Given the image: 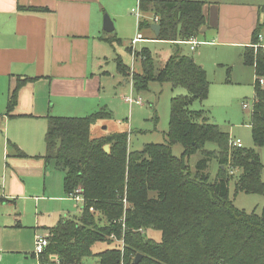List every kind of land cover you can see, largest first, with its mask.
Masks as SVG:
<instances>
[{
  "label": "trees",
  "instance_id": "trees-1",
  "mask_svg": "<svg viewBox=\"0 0 264 264\" xmlns=\"http://www.w3.org/2000/svg\"><path fill=\"white\" fill-rule=\"evenodd\" d=\"M203 4L200 0H140L139 8L143 14L152 12L160 26L159 34L150 38L186 41L200 35L207 23ZM150 25L142 18L138 29L150 31ZM259 31L257 26L251 45L242 53L255 76L248 124L255 147L264 146V87L259 82L264 78V47L258 42ZM103 40L121 42L115 34ZM138 52L141 72L131 74L134 92L147 90L151 81L169 82L186 91L171 99L166 142L130 151L125 131L92 137L91 126L111 117L103 106L82 117L48 116L45 152L40 157L63 172L65 193L79 190L83 202L78 220L64 217L48 229L39 260L47 261L52 255L61 264H82L91 256L98 258V264H264V208L262 215L246 212L228 197L233 177L235 194L264 196L258 153L231 147L229 133L210 122L204 110H190L195 100L202 102L209 93L206 71L192 56L173 54L157 67L147 46ZM127 68L117 57V73L126 77ZM28 80L17 79L9 90L5 110L9 117L15 116L11 111L17 91ZM208 142L216 148L206 149ZM106 144L108 151L103 148ZM175 144L182 146L180 156L172 152ZM197 152L201 158L192 171L187 162ZM212 159L218 171L209 181L204 171ZM148 229L159 230L160 239L146 236ZM112 237L123 241L122 248L93 252L95 243L110 244ZM137 254L141 257L135 263Z\"/></svg>",
  "mask_w": 264,
  "mask_h": 264
},
{
  "label": "crops",
  "instance_id": "crops-1",
  "mask_svg": "<svg viewBox=\"0 0 264 264\" xmlns=\"http://www.w3.org/2000/svg\"><path fill=\"white\" fill-rule=\"evenodd\" d=\"M200 1L204 3L207 23L195 39L202 45L241 51L251 45L252 33L258 26V42L264 47V0ZM136 4L137 0H0V146L6 161L0 166L1 193L5 201L33 197L36 214L30 226L32 238L80 210L79 202L67 195L63 186L57 188L46 179L51 165L40 156L45 152L47 117H82L104 105L108 107L104 91L121 88L103 82L110 76L101 72L97 59H105L109 48L106 44L111 46L104 37L115 34L131 44L138 28L133 11ZM104 13L113 22V32L103 30ZM147 34L145 37H152L150 31ZM177 43L189 52L201 45L191 49L183 41ZM219 51L199 48L196 55H220ZM189 52L182 51L184 55H194ZM192 57L205 69L201 61ZM17 79L29 80L18 89L11 111L15 116L9 117L5 114L7 96ZM115 84L121 83L115 80ZM94 124L92 137L107 135H95ZM19 225V221L14 224ZM7 250L0 246V264H22L7 259L13 256L10 252L20 251H8L6 256ZM32 254L33 250L29 252L31 264H38Z\"/></svg>",
  "mask_w": 264,
  "mask_h": 264
},
{
  "label": "rangeland",
  "instance_id": "rangeland-1",
  "mask_svg": "<svg viewBox=\"0 0 264 264\" xmlns=\"http://www.w3.org/2000/svg\"><path fill=\"white\" fill-rule=\"evenodd\" d=\"M133 8H136V6L134 5ZM261 8H264V5H261ZM139 12L140 16L138 18L135 14L137 26H139V21L142 18L151 22V24L156 23L157 18L153 16L152 12L143 14L140 8ZM137 31L140 30L137 28ZM147 31L149 30L144 29L142 33H145L144 35L146 36L148 35ZM150 32L153 37V31L150 30ZM145 36H142L144 40L140 41L143 43L137 42L134 46L132 44L128 45L129 41L126 40L120 43H113L111 46L106 44L107 47H109L107 50L108 55L105 56V59H97V63L99 61L101 63V72L107 73V75L111 77L108 79L103 78V82H107L112 86L114 84L116 88L120 87L121 89L120 91H118V89L116 91H109V89L108 91H104V102H108L109 105L108 107L105 105L103 107L107 108V111L111 113V117L108 119H101L95 123L93 126V133L98 136L101 133L103 134V132L105 134H110L113 132L125 131L128 135L127 147L130 151H140L149 143L166 142L164 134L167 130L170 116L171 99L176 95L186 94L185 89L181 87L174 88L169 82L159 83L156 81L149 82L147 90L143 92L136 93L131 91L130 93V87L133 90L131 74L134 72H141V54L138 51L142 47L147 46L151 51L152 58L155 60L157 67L162 66L169 56L173 54H183V49L184 52H189L183 45L177 43L178 41H159ZM199 48L205 51H212L218 48L220 50V55H208L207 52H205L206 55H196ZM243 50L244 49L241 51L238 50L237 52L235 49L228 47L206 46L201 44L197 46L195 51L189 52L190 54L193 53L194 55L192 56L201 61L205 66L206 76L209 82L208 97L202 102L195 100L189 108L194 111L200 109L204 110L208 120L219 125L221 130L229 133L230 138H239L243 147L254 149L258 153L260 162L263 165L261 177L264 180V146L255 147L251 128L248 125L252 105L254 103V69L251 65L244 64L242 58ZM117 57H120L123 63L128 67L126 72L129 73V75L126 77L117 73ZM94 60H96L95 57ZM102 77L107 76L105 75ZM115 80H118L121 84L117 86ZM261 86L264 87V84ZM124 96L131 98L133 102L131 103L125 100ZM136 101H139L138 104L135 103ZM243 102L248 104L247 108H243ZM205 148L213 150L216 148V145L212 142H208L205 144ZM172 152L175 156H180L182 146L180 144L173 145ZM2 153L4 152L1 150L0 146L1 167H3L5 165L4 162H6ZM200 158L201 154L199 152L189 158L187 165L192 171ZM50 165L51 167H47V172L49 173L46 176L47 181L57 188L58 186L62 188L63 172L52 163H50ZM217 171V161L212 159L209 162L207 170L204 171V174L207 172L208 180L213 181ZM238 173L239 172L236 170L235 177ZM234 179L233 177V180H230L228 185V197L233 201L234 206L246 212L255 210L258 215H262L264 196L256 193L244 192L235 194ZM78 205L80 207L82 204L79 203ZM35 214V201L33 197H29L28 199L20 197L15 201L9 200L0 202V246L4 249H9L4 252L5 255L11 250L20 251L10 252L9 254H13V256L7 259H15L21 261L22 264H31L32 258L29 257V252L35 248V238L31 237L30 226L34 224ZM71 215L73 219L78 220L80 211H75ZM18 221L20 225L14 226ZM48 233L49 231L47 229L45 234ZM145 235L159 240L161 233L159 230L148 229L145 230ZM111 239L112 242L110 244L104 242L95 243L92 247L93 252L97 253L105 248L112 249L113 247H120L119 241H116L113 237ZM82 264H98V258L96 256L86 257L83 259Z\"/></svg>",
  "mask_w": 264,
  "mask_h": 264
},
{
  "label": "built area",
  "instance_id": "built-area-1",
  "mask_svg": "<svg viewBox=\"0 0 264 264\" xmlns=\"http://www.w3.org/2000/svg\"><path fill=\"white\" fill-rule=\"evenodd\" d=\"M139 2L140 0H137V4H136V8L133 9V11L136 14V17L138 18L140 16V12H139ZM258 38L260 39L261 36L258 35ZM144 38L142 37V34L140 33V31H137L135 37L131 40V44L134 46L137 42L143 41ZM184 43H187L190 45L191 49H194L195 46H197L200 41L196 40L195 38H191L189 40L183 41ZM260 84H264V78H260L259 79ZM127 101H130L131 103L133 102V100L131 98H126ZM139 101H136V103H138ZM243 108H247L248 104L246 102L242 103ZM230 145L231 147H242V142L239 138H231L230 139ZM71 197H73V199L77 202H79L81 204V202H83V198L82 196L79 194V190H76L75 194H70ZM3 197V194L1 193V184H0V198ZM35 248L33 250L34 255L37 257L38 259V264H61L60 259L57 256H49L47 261L44 260H39V255L43 253L44 248L47 245V234H36L35 235ZM120 246L122 248L123 246V241L120 240L119 241Z\"/></svg>",
  "mask_w": 264,
  "mask_h": 264
},
{
  "label": "water",
  "instance_id": "water-1",
  "mask_svg": "<svg viewBox=\"0 0 264 264\" xmlns=\"http://www.w3.org/2000/svg\"><path fill=\"white\" fill-rule=\"evenodd\" d=\"M103 30L106 32H111L113 31L114 27H113V22L110 19V17L108 16V14L104 13L103 14ZM151 30L153 31L154 35L157 36L159 34V30H160V26L158 23H152L150 25ZM205 27H202L201 30H203ZM104 150L108 151V145H104ZM262 221H264V217L262 218ZM141 257V254H137L135 256V263H137V261L139 260V258Z\"/></svg>",
  "mask_w": 264,
  "mask_h": 264
}]
</instances>
